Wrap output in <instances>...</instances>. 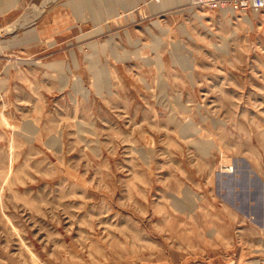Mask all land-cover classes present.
<instances>
[{"label":"rangeland","instance_id":"obj_1","mask_svg":"<svg viewBox=\"0 0 264 264\" xmlns=\"http://www.w3.org/2000/svg\"><path fill=\"white\" fill-rule=\"evenodd\" d=\"M160 1L0 3V264H264V11Z\"/></svg>","mask_w":264,"mask_h":264},{"label":"built area","instance_id":"obj_2","mask_svg":"<svg viewBox=\"0 0 264 264\" xmlns=\"http://www.w3.org/2000/svg\"><path fill=\"white\" fill-rule=\"evenodd\" d=\"M194 3L220 11H246L249 9L264 11V0H194Z\"/></svg>","mask_w":264,"mask_h":264},{"label":"bare ground","instance_id":"obj_3","mask_svg":"<svg viewBox=\"0 0 264 264\" xmlns=\"http://www.w3.org/2000/svg\"><path fill=\"white\" fill-rule=\"evenodd\" d=\"M101 1H102V3H103V5L106 7V6H108L109 5V0H100V3H101ZM182 1H185V0H163V1H160V2H162V6H166V5H168V4H174V3H178V2H182ZM9 2V0H0V3H3V5L4 4H6V3H8ZM14 4V3H13ZM3 5H0V8L3 6ZM102 5V4H101ZM166 8V7H165ZM96 45V44H95ZM97 70H100V69H97ZM98 76V75H97Z\"/></svg>","mask_w":264,"mask_h":264}]
</instances>
